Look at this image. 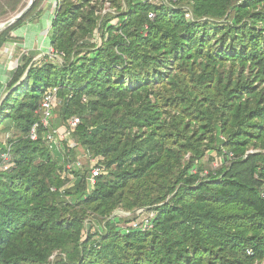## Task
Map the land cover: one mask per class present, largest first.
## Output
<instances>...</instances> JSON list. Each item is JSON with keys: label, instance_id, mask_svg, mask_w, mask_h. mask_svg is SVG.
<instances>
[{"label": "trees", "instance_id": "trees-1", "mask_svg": "<svg viewBox=\"0 0 264 264\" xmlns=\"http://www.w3.org/2000/svg\"><path fill=\"white\" fill-rule=\"evenodd\" d=\"M41 1L0 34V55L42 19ZM55 1L61 63L26 54L4 79L0 264L264 263V0H113L104 17L100 0ZM54 88L62 127L80 124L52 152L47 129L30 133ZM79 147L104 159L93 187ZM215 153L222 167L207 172ZM142 208L157 212L149 232L111 219Z\"/></svg>", "mask_w": 264, "mask_h": 264}, {"label": "rangeland", "instance_id": "rangeland-1", "mask_svg": "<svg viewBox=\"0 0 264 264\" xmlns=\"http://www.w3.org/2000/svg\"><path fill=\"white\" fill-rule=\"evenodd\" d=\"M31 0H0V25L5 23L6 21L14 18L17 14H19L22 10H24L28 4L30 3ZM55 0H43L40 3V6L38 8V11L42 10L44 12L43 17L39 22V26L41 27V23L44 25L45 33L40 35L38 32V37L39 40L34 39L31 35V30L29 31V34L27 33L28 39L25 41L19 42V44H7L3 51L1 52L0 55V64H1V70L3 66V72H0V100L5 98L8 93H7V87L4 85V79L6 77L10 78L15 71V69L19 66V62L21 58L26 55L30 54L34 56V62L38 64L45 63L47 59L45 57H49L50 60H56V63L60 64L61 60L56 58L52 53H51V48H50V33L47 29L46 23L48 19L50 22L53 20V15L56 13L58 10V6L55 3ZM113 0H100V2H93V6L96 8L97 13L101 16H105L107 14H113L116 15L117 9L113 5ZM156 4L161 5L160 1H156ZM123 9H125L123 5ZM118 14V13H117ZM36 23V22H35ZM35 23H30L34 25ZM117 20H113V24H116ZM29 27V26H28ZM43 30V29H42ZM26 33V31H25ZM42 33V31L40 32ZM99 34H97V41L99 39ZM37 37V36H36ZM33 39L34 45H29L28 41ZM94 41V40H93ZM52 125L63 131L61 122L59 120V117L57 113H55V116L52 120ZM9 127V125H7ZM2 129L5 128L4 126L1 127ZM0 128V134L5 136L6 134L2 132V129ZM14 131L12 132V134ZM74 143L72 137L68 138V145H71ZM3 145L0 143V146ZM4 146V145H3ZM1 158V155H0ZM224 158V156H222ZM222 158L218 156L216 153L212 155L206 156V158L202 161V166L206 169L207 172L210 171H217L221 169L222 167ZM73 159V163L78 162L80 167L89 170L91 172L94 168L97 167V165H103L104 159L102 157H93L89 154L86 153L85 150L81 149L80 147L76 150V156ZM11 157L8 162H5L2 164L3 168L5 166L11 167L12 164L10 163ZM1 162V161H0ZM104 166V165H103ZM64 176V175H63ZM144 209V208H142ZM148 209V208H147ZM120 212H124L122 210H116L113 213V216L115 215L116 217L120 218L121 214ZM118 215V216H117ZM123 221L125 220L124 217L122 218ZM94 219L91 218L87 224L88 228H90L89 224L93 222L95 226L102 225L104 226L105 224L102 223L101 221H93ZM121 230V229H120ZM56 257L54 256L51 261L55 262ZM258 264V263H256ZM264 264V263H262Z\"/></svg>", "mask_w": 264, "mask_h": 264}, {"label": "built area", "instance_id": "built-area-1", "mask_svg": "<svg viewBox=\"0 0 264 264\" xmlns=\"http://www.w3.org/2000/svg\"><path fill=\"white\" fill-rule=\"evenodd\" d=\"M152 2L160 1V3H169L170 1L175 2L176 0H151ZM149 18L154 19V14H150ZM186 19L188 21L194 22V17L189 8H186ZM51 48V47H50ZM51 53L53 54V49L51 48ZM55 56V55H54ZM58 58L57 56H55ZM59 59V58H58ZM86 102V100H84ZM58 106V90L56 88L50 89L46 92L44 100L42 102L39 114L40 123L32 129L30 133V139L36 141L38 139V128L39 125L47 129L45 133L44 140L52 152L62 151L63 142L68 141V138L72 136V133L77 129L80 124V119L73 117L68 120L67 127L63 128V131L56 129L52 125V120L55 116V110ZM233 158V154H230V159ZM10 159V153H6L3 156V160L8 162ZM79 164V163H78ZM10 167L7 165L0 168V171L8 170ZM105 173V167L103 165H97L91 171V176L88 179L89 186L93 187L96 183V179ZM72 179V176H70ZM122 219L124 217V223L118 224V227L124 232L130 231H140L142 233L149 232L154 227V221L157 218V212L152 209H139L134 212H120ZM118 216V215H117ZM117 218L115 215L111 219Z\"/></svg>", "mask_w": 264, "mask_h": 264}, {"label": "crops", "instance_id": "crops-1", "mask_svg": "<svg viewBox=\"0 0 264 264\" xmlns=\"http://www.w3.org/2000/svg\"><path fill=\"white\" fill-rule=\"evenodd\" d=\"M35 23V22H34ZM33 24V23H32ZM32 24H29L28 26H27V28H26V33H25V40L26 39H28V35H27V33L29 34V31L31 30V35H32V37L34 38H36V40H39V37H38V33L40 34V35H42V34H44L45 33V29H44V25H43V23H41L40 22V24H41V27L39 26V22H36L34 25H32ZM46 26H47V29L48 30H51V27H52V25H51V22H50V20L48 19V21H47V23H46ZM43 29V30H42ZM42 31V33H40ZM38 32V33H37ZM49 33H50V31H49ZM37 36V37H36ZM34 38V39H35ZM24 40V41H25ZM28 43H29V45H34V41H33V39H31V40H29L28 41ZM16 44V43H15ZM18 45V44H17ZM0 68H1V64H0ZM0 72H3V66H2V70L0 69ZM4 99V98H3ZM3 99L2 100H0V104L2 103V101H3ZM1 128V127H0ZM57 129V128H56ZM61 131H62V129H61ZM6 135L5 136H3V135H1L0 134V143L1 144H3L4 146L6 145V143H7V140H8V137H9V134H7V133H5ZM3 156H4V154H2V156H1V159H0V161H1V163H0V168L2 167V164L4 163V160H3Z\"/></svg>", "mask_w": 264, "mask_h": 264}, {"label": "water", "instance_id": "water-1", "mask_svg": "<svg viewBox=\"0 0 264 264\" xmlns=\"http://www.w3.org/2000/svg\"><path fill=\"white\" fill-rule=\"evenodd\" d=\"M37 0H31L28 6L22 10L19 14H17L14 18L6 21L5 23L0 25V34L3 33L4 31L8 30L11 28L13 25L21 21L34 7L35 3ZM14 89L11 91L13 92Z\"/></svg>", "mask_w": 264, "mask_h": 264}]
</instances>
